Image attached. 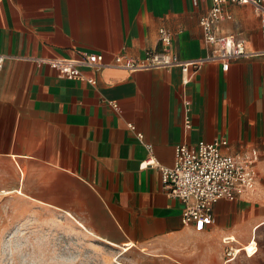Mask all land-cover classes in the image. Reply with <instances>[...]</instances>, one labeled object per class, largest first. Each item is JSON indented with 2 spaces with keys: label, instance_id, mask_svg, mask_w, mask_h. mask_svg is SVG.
<instances>
[{
  "label": "crops",
  "instance_id": "crops-1",
  "mask_svg": "<svg viewBox=\"0 0 264 264\" xmlns=\"http://www.w3.org/2000/svg\"><path fill=\"white\" fill-rule=\"evenodd\" d=\"M210 7V0H0V204L15 222L58 214L155 264H225L224 239L237 243L264 225L261 23L249 4L224 5L232 18L219 32L243 38L253 54L223 71L206 60L199 20ZM160 28L171 32L173 53L196 67L82 69L91 85L46 63L81 51L107 63L117 54L141 58L160 49ZM217 140L227 142L223 154L254 160L257 182L246 197L215 203L214 223L199 230L182 223L184 203L166 192L159 170L140 165L151 153L171 168L177 146L193 151Z\"/></svg>",
  "mask_w": 264,
  "mask_h": 264
},
{
  "label": "built area",
  "instance_id": "built-area-1",
  "mask_svg": "<svg viewBox=\"0 0 264 264\" xmlns=\"http://www.w3.org/2000/svg\"><path fill=\"white\" fill-rule=\"evenodd\" d=\"M197 6L205 0H192ZM249 4L254 8L260 19L264 54V0H210L211 7L199 20L204 43L210 47L207 61L218 62L221 69L227 71L233 60L249 57L253 53L247 51L243 38L232 34H221L218 25L223 20L232 17L224 11L226 3ZM160 49L146 51L141 58H133L126 54H117L112 61H104L102 54L81 51L77 59H52L46 63L58 72L59 77L69 80L86 81L96 84L92 77H85L82 69L98 72L104 68L113 67L127 71H148L154 69H168L180 67L187 71L189 67H196L198 62L181 61L172 51V34L160 28L158 31ZM186 105L188 102L185 103ZM185 125H190L188 117ZM128 128L135 130L132 125ZM139 140L143 139L136 133ZM227 145L226 140L212 143L199 142L196 149L191 151L181 145L175 148L174 165L166 168L158 165L151 156V146L146 145L149 157L140 165L141 169L157 168L161 174L163 188L173 198L184 203L181 221L184 225H195L203 229L214 223L213 206L219 200L234 202L246 197L253 191L257 182L254 170V160L250 157H235L222 153ZM231 239L226 238L224 263L227 264L235 257Z\"/></svg>",
  "mask_w": 264,
  "mask_h": 264
},
{
  "label": "rangeland",
  "instance_id": "rangeland-1",
  "mask_svg": "<svg viewBox=\"0 0 264 264\" xmlns=\"http://www.w3.org/2000/svg\"><path fill=\"white\" fill-rule=\"evenodd\" d=\"M246 200L255 201V193ZM13 214L8 205L0 204V264H155L139 252L123 253L61 215H36L18 224ZM259 227L250 229L244 240L236 237L232 246L239 255L228 264H264V225Z\"/></svg>",
  "mask_w": 264,
  "mask_h": 264
},
{
  "label": "bare ground",
  "instance_id": "bare-ground-1",
  "mask_svg": "<svg viewBox=\"0 0 264 264\" xmlns=\"http://www.w3.org/2000/svg\"><path fill=\"white\" fill-rule=\"evenodd\" d=\"M96 238H97V237H96ZM98 239H99V238H98ZM234 239H235V238H234ZM104 242L107 243V244H109L110 246H113V247L116 246V245H114V244H112V243H109V242H107V241H104ZM252 244H254V246H255V243H254V242H252ZM252 244H251V245H252ZM129 247H130V246H128V245H127V247H123V249H124V250H123V253L127 252V251L129 250ZM117 248H118V247H117ZM130 250H131V249H130ZM235 250H236V252H235V256H236V255L239 253V250H237V249H235ZM244 250H245V253H246V249H244ZM128 252H129V251H128ZM255 252H256V249H254L252 255L255 254ZM246 255L249 256L247 253H246Z\"/></svg>",
  "mask_w": 264,
  "mask_h": 264
}]
</instances>
